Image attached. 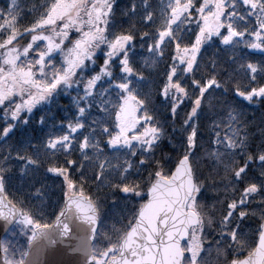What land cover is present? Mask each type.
Wrapping results in <instances>:
<instances>
[{
  "label": "snow or ice",
  "instance_id": "1",
  "mask_svg": "<svg viewBox=\"0 0 264 264\" xmlns=\"http://www.w3.org/2000/svg\"><path fill=\"white\" fill-rule=\"evenodd\" d=\"M0 233V264H264V0H4Z\"/></svg>",
  "mask_w": 264,
  "mask_h": 264
},
{
  "label": "water",
  "instance_id": "2",
  "mask_svg": "<svg viewBox=\"0 0 264 264\" xmlns=\"http://www.w3.org/2000/svg\"><path fill=\"white\" fill-rule=\"evenodd\" d=\"M2 235L0 233V236ZM59 247L62 248L63 246ZM42 260L43 264H72L74 256L69 252H59L56 249H50L42 256Z\"/></svg>",
  "mask_w": 264,
  "mask_h": 264
},
{
  "label": "trees",
  "instance_id": "3",
  "mask_svg": "<svg viewBox=\"0 0 264 264\" xmlns=\"http://www.w3.org/2000/svg\"><path fill=\"white\" fill-rule=\"evenodd\" d=\"M4 4V0H0V6H3ZM62 103H67V98H65L64 100L61 101ZM17 183V186H19V182H16ZM9 193H15L16 195H19L18 192H16V189L15 188H11L9 189ZM57 195H59V193H57ZM56 199V197H53V201ZM49 211H51V209H49Z\"/></svg>",
  "mask_w": 264,
  "mask_h": 264
}]
</instances>
